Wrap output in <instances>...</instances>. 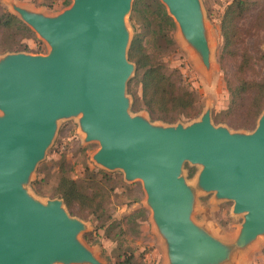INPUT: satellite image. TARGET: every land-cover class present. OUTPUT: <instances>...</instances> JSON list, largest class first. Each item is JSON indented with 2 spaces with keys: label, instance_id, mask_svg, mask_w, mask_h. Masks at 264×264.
Wrapping results in <instances>:
<instances>
[{
  "label": "water",
  "instance_id": "1",
  "mask_svg": "<svg viewBox=\"0 0 264 264\" xmlns=\"http://www.w3.org/2000/svg\"><path fill=\"white\" fill-rule=\"evenodd\" d=\"M134 1L73 0L54 16L12 5L49 52L0 58V264H102L64 201L42 202L27 189L66 119L78 120L86 143L99 144L97 165L142 183L168 264H234L264 237V111L251 132L217 127L210 109L189 123L133 115L128 84L136 65L126 18ZM160 2L210 70L201 0ZM186 164L201 167L198 190L233 202V214L243 216L233 241L194 222Z\"/></svg>",
  "mask_w": 264,
  "mask_h": 264
},
{
  "label": "rangeland",
  "instance_id": "2",
  "mask_svg": "<svg viewBox=\"0 0 264 264\" xmlns=\"http://www.w3.org/2000/svg\"><path fill=\"white\" fill-rule=\"evenodd\" d=\"M64 0H0V5L8 12L14 13L12 5L28 8L35 12L54 16L68 7H63ZM235 0H201L205 16V24L211 49V69L207 70L196 55L182 41L180 31L174 20V26L162 28L159 35L149 34L145 38V46L149 54L164 62L169 74L179 71L182 76V85L196 93L204 111L210 109L216 115L229 108L231 97L227 89L226 80L236 71L238 60L223 61L224 39L221 31V21L226 8ZM252 10L242 23L245 28L244 44L238 46L239 51L245 49L254 58L255 77L264 76V0H253ZM135 2V1H134ZM134 6V5H133ZM53 8V10H50ZM133 13V10H132ZM132 13L126 18V26L132 44L138 32H142L139 24H135ZM21 45L28 47L31 54H47L48 45L34 32V35L19 38ZM3 42L0 41V44ZM130 44V47H131ZM130 49V48H129ZM37 51L41 53H37ZM130 51V50H129ZM6 55V54H4ZM4 55H0L2 58ZM136 72L129 84L135 82ZM128 95L134 102V97ZM141 96V87L136 88ZM133 115H144L150 118L153 124L161 122L149 117L146 110L133 111ZM149 119V120H150ZM199 119V118H197ZM189 123V122H184ZM217 127L228 128L226 124ZM251 132V131H247ZM98 143H86L77 119H66L59 122L55 139L47 151L45 159L38 165L27 186L28 191L36 199L47 202L52 200V191L57 185L61 170H64L72 179L86 187H95L97 182L106 187L111 194L108 214L112 221H120V227L114 230V235L120 229L125 235L113 241L108 239L105 229L100 228V222L94 216L82 219L75 209L73 217L80 219L86 230L80 235V240L93 251L102 264H116L122 254H134L140 264H168L166 249L158 239L152 223V213L146 208V193L140 181L127 183L121 171H108L97 165L93 156L99 150ZM103 171L106 174H100ZM201 167L186 164L183 175L189 186L196 194V204L193 220L203 226L216 238L226 242L233 241L240 231L244 218L233 214V202L217 200L213 193L198 190L197 182ZM69 211V210H68ZM70 212V211H69ZM76 213V214H75ZM72 214V213H70ZM110 220V221H111ZM109 221V222H110ZM109 222H106L109 223ZM234 264H264V237L258 239L248 252L234 258Z\"/></svg>",
  "mask_w": 264,
  "mask_h": 264
},
{
  "label": "trees",
  "instance_id": "3",
  "mask_svg": "<svg viewBox=\"0 0 264 264\" xmlns=\"http://www.w3.org/2000/svg\"><path fill=\"white\" fill-rule=\"evenodd\" d=\"M71 2L64 0L62 6L68 7ZM255 3L253 0L233 1L226 8L221 21L223 61L238 60V63L234 74L226 80L231 97L230 106L219 114H213L212 119L215 125L226 124L235 131H253L264 111V76L253 78L256 73L254 58L245 49H238L244 44L245 28L242 23ZM131 20L143 29L136 34L129 51V59L136 65L135 82L129 84V93L134 97L132 111L146 110L153 120L167 124L199 118L203 109L198 95L182 85L179 71L169 74L164 62L149 54L144 43L147 35H159L165 26H174L165 7L159 0H135ZM27 35H34V32L0 5V41L3 42L0 44V55L30 52L28 47L19 42V38ZM261 58H264V54ZM137 87H141V96L137 94ZM99 173L106 174L103 171ZM91 180L96 186L86 187L61 170L52 198L62 199L71 215L77 208V215L82 219L94 216L100 222V228L105 229L108 239L120 240L125 231L120 229L114 235V230L120 227V221H112L108 214L110 191ZM116 264H140V261L134 254L125 253Z\"/></svg>",
  "mask_w": 264,
  "mask_h": 264
},
{
  "label": "flooded vegetation",
  "instance_id": "4",
  "mask_svg": "<svg viewBox=\"0 0 264 264\" xmlns=\"http://www.w3.org/2000/svg\"><path fill=\"white\" fill-rule=\"evenodd\" d=\"M216 126H219V125H216Z\"/></svg>",
  "mask_w": 264,
  "mask_h": 264
}]
</instances>
